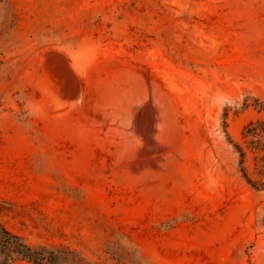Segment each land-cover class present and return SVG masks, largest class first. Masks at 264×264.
I'll list each match as a JSON object with an SVG mask.
<instances>
[{"label":"rangeland","instance_id":"rangeland-1","mask_svg":"<svg viewBox=\"0 0 264 264\" xmlns=\"http://www.w3.org/2000/svg\"><path fill=\"white\" fill-rule=\"evenodd\" d=\"M0 227L67 264H264V0H0Z\"/></svg>","mask_w":264,"mask_h":264},{"label":"trees","instance_id":"trees-1","mask_svg":"<svg viewBox=\"0 0 264 264\" xmlns=\"http://www.w3.org/2000/svg\"><path fill=\"white\" fill-rule=\"evenodd\" d=\"M0 254L8 257V252L38 264H67V258L61 256V250H47L44 247L34 248L20 241L17 235L0 227ZM0 264H10L7 259L0 261Z\"/></svg>","mask_w":264,"mask_h":264}]
</instances>
